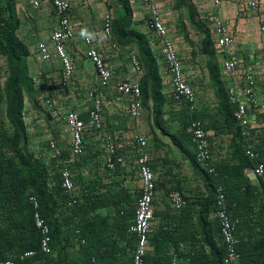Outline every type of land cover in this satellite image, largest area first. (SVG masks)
I'll return each mask as SVG.
<instances>
[{"label":"crops","instance_id":"0c3cea01","mask_svg":"<svg viewBox=\"0 0 264 264\" xmlns=\"http://www.w3.org/2000/svg\"><path fill=\"white\" fill-rule=\"evenodd\" d=\"M70 1L72 6L71 18L73 26L76 29H85L97 38L99 51L106 59L109 69L113 74V83L115 84L123 80H139L141 83L142 76H138L133 72L130 64L131 53H137L139 55L137 48L135 46L123 48L118 45V47L114 49L102 37L104 16L106 13L110 12L112 15L114 13L113 17L115 18L118 8V6H116V0ZM190 1L195 4L198 12L202 16L210 12H216L229 23L234 38V46L225 56L227 59L236 61L240 76L226 78L221 74L226 89L234 85L242 86L244 81L242 80V76L248 70L252 71L255 76V92L260 103L259 110L257 112H251V122L252 125L257 128V130L255 129L253 131L257 133L256 140L258 141L260 134L264 133L263 128L260 127L264 119V32L261 30L262 23L264 22V0H260L259 8L254 11L246 10L248 0H228L220 8H215L211 0ZM130 2L134 14V25L140 32L148 36L151 50L157 58L159 73L163 81L164 93L168 99V106L166 109L169 112L167 117H172L174 121L169 131L171 133H177L181 124L178 121L181 103L172 100V78L165 61L162 43L159 46V41L161 42V40L149 29L146 21L147 14L142 6L141 0H130ZM170 2L172 3L171 0H157L159 8L163 12L165 24L169 29L170 37L175 43L179 51V56L183 61L185 78L192 86L195 93L194 77L187 71L178 39L170 32L168 26L169 17L165 9L171 5ZM28 3L27 0H17V11L20 17L21 13L26 10L27 5L31 7ZM175 5H177L176 7L178 8L186 9L184 6L179 7L178 3H175ZM46 6L53 10L50 3L44 0L42 8ZM29 23H31V21ZM26 24L27 20H25L24 25ZM24 25L21 23L19 36L22 40L24 38L28 46H30L31 56L28 60V65L29 70L35 71L31 58L35 57L33 58L34 60L39 59L41 61L37 51V45L43 40L32 38L35 34H32L33 32L31 29L27 30L28 34H20L24 29ZM56 25L57 19L55 26ZM29 33L31 38H28ZM211 40L216 61L220 67V72H222L223 57L221 51L214 45L212 36ZM67 51L72 59L75 57V54H83V56H81L83 58L78 64V80L76 82L74 81L73 84L74 93L72 94L76 95H67L62 92L61 94L57 93V95H53V97L50 96V98L55 106L60 109L62 116H64L67 111L73 110L77 111L81 117L83 116L87 119L88 111L92 105L91 101L88 99L89 92L95 91L97 94H100L104 100L103 115L105 130L116 135L119 151L125 156V163L119 165L116 171L112 173L108 172L104 167V152L93 132L88 133L86 136L84 155L74 159L73 162L70 161V136L68 133L64 132V125H58L59 133H57L59 136H56V131H54V133H52L53 138L48 137L49 140L47 142L48 144L50 140H55L63 149L66 156L63 157L62 164L59 165L55 159L51 158L47 146L41 145L37 147L34 145L33 150L44 156V160L52 174H60L61 169L64 167H68L71 170L79 198H82L83 195L88 197L90 195L94 197L93 200H95V202L97 199L99 200L98 202H101L99 207L94 211H79L78 217L76 216L74 219L75 221L70 219V211H64L65 208L71 206H62L57 209L56 218L61 222V226L56 244V255L58 254L62 259H66L63 260L65 264H89V257H91V255L100 258L98 264H133L132 256L133 248L136 246V237L134 238L128 231H124L122 227L124 223L123 219L118 218L112 203L113 201L120 202L121 206L129 212L127 224L130 225L132 221L131 216L135 215L137 201L141 195L142 188L138 164L141 148L135 140L136 136H142L147 139L145 151L150 154V166L156 178V196L154 199L156 218L149 237L148 253L154 252V244H158L160 249L165 248L166 251L170 253L171 250L175 249L173 247L174 243L179 242L181 239L188 241V243L180 242L179 254L175 253L173 257L176 255L179 258L189 259V255L194 251L193 248L195 250H202L205 248L204 250L208 252V247L203 244L200 228L198 227L200 206L203 200L208 196L203 179L194 170L189 160H187L172 144L171 138L154 127L150 110L143 108L141 116L138 119H133L128 114V100L119 101L116 99L117 93L114 84L109 89H102L99 87L98 77L95 73L96 70L87 58V47L80 39H75L73 42L69 43ZM41 68L42 70L38 71L36 75L44 76V78L47 79L56 77L53 79V83L57 86V92L61 90L67 92V89L59 84L62 75V72H60L62 66L58 58L55 57L50 62H43ZM52 89H54V87H52ZM47 95L49 94L47 93ZM217 105L218 100L215 106ZM30 107L31 106H27L28 112L25 117V122L27 123L28 120L30 124H37L40 122L39 116L37 113H30L33 111ZM197 109L196 107L194 111ZM195 121H200L204 127L206 126L205 120ZM207 131L210 136L213 167L215 168L218 164L231 161L233 154V150L230 148L231 136L227 133L215 135L214 131ZM188 146L194 153V147ZM250 175L247 176L249 177ZM250 180L254 186L260 188L259 184L254 181V178H250ZM173 191L182 192L186 197L187 204L181 211H176L169 201V194ZM228 208L230 209L229 205ZM4 211L5 207L3 205L0 207L1 228L4 225ZM216 211L209 217L211 224H216L218 222ZM120 214L123 213L121 212ZM173 219L174 221H172ZM79 221L82 222V224H80L82 225V232L74 228V224ZM84 221L87 222L90 227L86 226L83 223ZM172 222L176 224L174 228L172 227ZM77 231H79V233H77ZM195 234L196 238L193 237ZM82 240H84V242H82Z\"/></svg>","mask_w":264,"mask_h":264},{"label":"trees","instance_id":"16d2710c","mask_svg":"<svg viewBox=\"0 0 264 264\" xmlns=\"http://www.w3.org/2000/svg\"><path fill=\"white\" fill-rule=\"evenodd\" d=\"M116 6L118 8L113 21L114 40L120 47L135 46L138 50L143 67L141 78L143 108L151 111L154 127L171 138L172 144L189 160L207 188L208 196L200 206L198 227L208 252L204 250L205 248L202 250L193 248L194 251L189 255L190 263H224L227 251L220 225L218 222L211 224L209 221L210 215L217 209L216 188L223 186L231 214L240 221L237 225V235L240 240L238 249L242 256L241 264H264V177L260 179L259 188L254 186L247 176V171L254 168L257 162L245 153L244 138L234 118L235 106L229 102L212 47L208 23L193 2L179 0L178 6H184L188 11L190 24L204 35V48L210 57L208 64L212 72L211 78L218 105L213 109L191 112L189 106L181 102L178 118L181 123L180 128L177 133H171L169 130L174 121L172 117H167L168 99L164 93L159 65L151 50L148 36L135 27L130 0H116ZM20 29L17 0H0V54L5 59L7 71L6 80L0 91V105L4 104L5 114V118H0V207L3 205L5 207L4 225L0 227V261L13 260L17 264H65L63 260L66 259L56 255L61 226L56 214L59 207H67L71 198L62 188L60 174H52L44 156L27 148L29 136L24 116V110L27 108L26 100L35 104L38 101L35 80L30 74L28 65L30 48L19 36ZM81 118L86 119L83 116ZM195 120H205V129L214 131L215 135L227 133L231 136L230 148L233 150L231 161L216 165V174H209L196 159L195 145L191 135L187 133V126ZM188 145L194 147V153ZM256 148L260 153L259 161L264 162V133L260 134ZM65 156L64 153L63 157ZM34 198L39 203L42 217L51 229V254L40 251L42 235L35 224ZM93 198L90 195L78 197L77 203L65 208L64 211H70L69 217L75 221L79 211L90 212L99 207L101 202H98V199L95 202ZM112 204L118 218L123 219L124 231H128L129 212L120 202L113 201ZM121 212L123 214H120ZM134 216H131L132 219ZM83 223L90 227L87 222ZM80 224L81 221L77 222L74 228L82 232ZM171 224L173 228L176 226L173 222ZM193 237L196 238V234ZM180 242L188 243L181 239L174 243L175 249L170 253L165 248L160 249L158 244H154V252L147 253L145 264H171L173 254H179ZM30 251H35L36 254L24 257ZM89 260V264H98L100 258L91 255Z\"/></svg>","mask_w":264,"mask_h":264},{"label":"built area","instance_id":"2783aa9c","mask_svg":"<svg viewBox=\"0 0 264 264\" xmlns=\"http://www.w3.org/2000/svg\"><path fill=\"white\" fill-rule=\"evenodd\" d=\"M31 7L35 10L42 9L44 0H27ZM228 0H211L215 8H220ZM52 6L57 25L52 31L48 40L38 43L37 51L42 62H50L55 57L61 63L62 75L59 84L66 89L73 88L75 76V64L69 56L67 46L75 39H80L87 47V58L93 64L98 77L99 87L109 89L113 83V74L109 69L106 59L99 51L97 38L85 29H76L72 24L71 18V1L70 0H47ZM142 6L147 14V25L149 29L160 38L163 54L168 67V71L172 78V96L175 101L185 102L190 111L196 109V96L192 86L188 83L184 75L182 59L179 51L170 37L169 29L165 24L162 10L157 4V0H141ZM260 6V0H248L246 10L254 11ZM211 30V36L214 45L221 51L223 57L222 76L226 78H234L239 74L237 63L233 59H227L225 54L234 46V38L230 30L227 20L221 18L216 12L207 13L203 16ZM113 15L108 12L103 19L102 37L112 47L117 48L118 45L113 35ZM261 30L264 32V22ZM130 64L133 72L138 76H143V67L140 57L137 53H131ZM242 76V74H241ZM242 86H229L226 89L229 102L235 106L234 118L240 127L241 135L245 142V153L248 157L257 162L256 166L247 171V175L254 174L259 180L264 177V162L260 160V153L257 151V130L252 125L251 112L259 110V98L255 92L256 80L252 71H246L242 76ZM42 87H47L43 85ZM117 93L116 99L128 100V114L133 119H138L143 111V103L141 98V83L139 80H123L114 84ZM88 99L92 105L88 111L86 120L81 118L77 111L69 110L63 116L64 132L70 136V154L71 160L79 158L85 153V139L88 133L93 132L96 139L100 143V147L104 152V167L108 172L116 171L119 165L125 163V156L120 153L117 144L116 135L109 133L104 127V100L100 94L90 91ZM43 105L49 110L55 107L54 102L47 95L43 99ZM28 109L24 110V116ZM264 131V119L260 125ZM259 129V128H258ZM187 133L191 135L192 142L196 149V159L209 174H216V170L212 165V152L210 149L209 132L205 129L200 121H192L187 126ZM135 140L141 148L138 159L139 173L142 183L141 195L137 201L135 216L128 228V233L135 236L137 244L134 250L133 264H145V256L148 253L149 237L152 226L155 221L154 199L156 196V178L150 166V154L145 151L147 147V139L142 136H136ZM48 150L51 158L55 159L60 165L63 163L64 151L55 140H50ZM62 188L69 195L71 200L68 206L77 203V188L73 179V174L68 167H64L60 171ZM169 201L176 211H181L187 204L186 197L182 192L173 191L169 194ZM217 211L216 218L220 225L223 242L226 246L227 254L223 264H241L242 256L239 252L238 245L240 243L237 235V225L239 218L231 214L227 205V195L223 186L216 188ZM34 218L36 227L40 230L42 238L40 243V251L44 254L52 253V237L51 229L40 213L38 201L34 198ZM235 206V205H234ZM79 233V231H77ZM84 242V240H82ZM36 254L35 251L27 252L24 257H31ZM0 264H17L13 260L0 261ZM171 264H191L189 259L174 256Z\"/></svg>","mask_w":264,"mask_h":264},{"label":"rangeland","instance_id":"374dc122","mask_svg":"<svg viewBox=\"0 0 264 264\" xmlns=\"http://www.w3.org/2000/svg\"><path fill=\"white\" fill-rule=\"evenodd\" d=\"M24 1V0H23ZM170 6H168L165 10L167 11V15L169 17V28L170 32L178 39L179 47L181 48V53L183 54V60L185 62L186 69L191 75L194 77V86L195 93L197 96V110L202 109H213L217 103V98L215 96V89L213 85V80L211 78V68L209 67V55L206 53L204 48V35L199 31L194 29V27L190 24L188 20L187 9L176 7L175 3H178L179 0H171ZM29 4V3H28ZM19 18L21 19V23L24 25L25 20H27V24L23 26V31L20 34H28V29L32 30V38H37L40 40H48L51 36L52 30L55 29V14L52 9L48 6L35 10L32 7L26 6V10H24L20 14L18 13ZM114 15V13H113ZM31 21V23H29ZM30 37V33L28 35ZM23 37V36H22ZM24 40V38H23ZM25 41V40H24ZM26 42V41H25ZM161 42L159 41V46ZM30 48V46H29ZM83 54L76 55L72 59L75 64V76L74 81L76 82L78 79V64L82 60ZM32 57L31 62L34 64L35 71L30 70L31 76L35 80V86L37 90V101L35 104L30 100H26L27 106H31L32 112L37 113L39 116V121L37 124H30L27 120V128H28V145L27 148L33 150L34 145L38 146H47L48 137H52V133L55 132L56 136H59V126H63V116L58 109V107H54L53 110H49L43 105V99L47 96V93L53 97V95L61 94L62 92L67 95H76L74 93V87L70 89H64L67 92L61 90L57 92V86L53 83V79L44 78V76L36 75L38 71H41L42 64L39 59L34 60ZM183 62V61H182ZM45 63V62H44ZM62 72V69L61 71ZM96 73V72H95ZM61 74V73H60ZM38 76V77H36ZM7 77L6 71V62L3 56L0 54V91L2 90L3 84ZM60 77V76H59ZM47 85V87H42L43 85ZM54 87V89H52ZM70 90V91H68ZM1 96V92H0ZM79 98V97H78ZM4 104L0 105V118H5L4 114ZM29 113V114H30ZM28 119V116H27ZM61 122V123H60ZM60 123V124H59ZM59 125V126H58ZM58 132V133H57ZM50 138V139H52ZM55 138V137H54ZM58 138V137H56Z\"/></svg>","mask_w":264,"mask_h":264},{"label":"water","instance_id":"95a60500","mask_svg":"<svg viewBox=\"0 0 264 264\" xmlns=\"http://www.w3.org/2000/svg\"><path fill=\"white\" fill-rule=\"evenodd\" d=\"M249 177L250 178H254V181H256L259 184V186H260V180H259V178L256 175L251 174Z\"/></svg>","mask_w":264,"mask_h":264}]
</instances>
